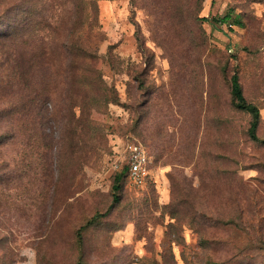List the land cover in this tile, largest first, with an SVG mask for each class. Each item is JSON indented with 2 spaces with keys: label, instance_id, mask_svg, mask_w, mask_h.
I'll return each mask as SVG.
<instances>
[{
  "label": "rangeland",
  "instance_id": "374dc122",
  "mask_svg": "<svg viewBox=\"0 0 264 264\" xmlns=\"http://www.w3.org/2000/svg\"><path fill=\"white\" fill-rule=\"evenodd\" d=\"M95 1L74 83L78 0H0V264H264V144L230 85L264 138V0ZM134 139L148 182L111 208Z\"/></svg>",
  "mask_w": 264,
  "mask_h": 264
},
{
  "label": "trees",
  "instance_id": "16d2710c",
  "mask_svg": "<svg viewBox=\"0 0 264 264\" xmlns=\"http://www.w3.org/2000/svg\"><path fill=\"white\" fill-rule=\"evenodd\" d=\"M77 7L79 9V14L80 12H82V15L79 16L78 23L75 25V28L76 29L78 28L79 32L76 34V37L74 39L75 40V48H74L75 52H74L73 58L71 59L72 68L70 70L71 79L74 81V83L76 81L80 83L81 79L84 77L83 72H82L83 67H85L87 71L89 70L88 65L85 61L87 54L83 50L84 49L83 44H85L84 39L82 38V35L79 36L81 32L80 30L83 28L85 22H86L85 27L92 28L96 20L97 12H98V5L95 0H78ZM86 11H88L87 21L85 20ZM214 23L216 24L231 23V24L242 25L243 21H242L240 14H236L235 16H233L232 12H230L220 18H215ZM230 85H231L232 103L235 106V108L240 111L249 113L252 117L249 129H248L249 137L252 140L260 141L261 143L264 144V138H260L258 136V128L261 122L260 107L257 104L249 101L248 98L246 97L238 72L233 73V75L231 76ZM89 97L90 96L85 90H82L79 87H77V89H73L70 95L69 112L72 107L78 104V102L81 105L82 104L84 105L85 102H88ZM85 109H86V104L83 107L82 114H80L78 119L89 118L90 114L88 113V109L86 110L87 112L84 111ZM69 112H68V117H69L68 123L70 124L72 120H75V116L71 117L69 115ZM125 178L129 181L128 164L126 162L123 163L121 169L116 173L115 178H114L113 203L111 205V208L121 201L122 190H123V180ZM111 208H109L105 213H96L85 225L82 226L83 229L87 225L93 224L96 221H98L100 218H102V216L107 215V213L110 211Z\"/></svg>",
  "mask_w": 264,
  "mask_h": 264
},
{
  "label": "built area",
  "instance_id": "2783aa9c",
  "mask_svg": "<svg viewBox=\"0 0 264 264\" xmlns=\"http://www.w3.org/2000/svg\"><path fill=\"white\" fill-rule=\"evenodd\" d=\"M232 26L231 23H227ZM124 162L128 164V178L135 186H144L150 174V156L146 146L138 139L126 143Z\"/></svg>",
  "mask_w": 264,
  "mask_h": 264
}]
</instances>
